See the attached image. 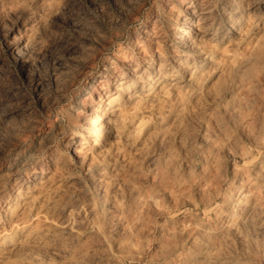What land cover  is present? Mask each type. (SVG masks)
Segmentation results:
<instances>
[{"label":"clouds","instance_id":"clouds-1","mask_svg":"<svg viewBox=\"0 0 264 264\" xmlns=\"http://www.w3.org/2000/svg\"><path fill=\"white\" fill-rule=\"evenodd\" d=\"M0 264H264V0H0Z\"/></svg>","mask_w":264,"mask_h":264}]
</instances>
